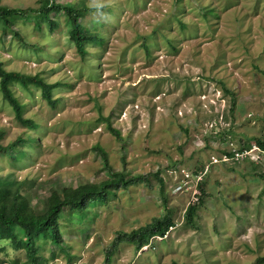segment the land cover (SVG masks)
Returning a JSON list of instances; mask_svg holds the SVG:
<instances>
[{
    "label": "rangeland",
    "instance_id": "1",
    "mask_svg": "<svg viewBox=\"0 0 264 264\" xmlns=\"http://www.w3.org/2000/svg\"><path fill=\"white\" fill-rule=\"evenodd\" d=\"M36 1L0 4L23 9ZM56 1L97 9L83 24L103 41L85 45L81 58L62 16L53 32L45 23L36 29L32 20L14 23L27 45L0 23L4 68L58 84L55 108L39 88L11 85L35 130L15 121L0 93L2 145L20 135L40 139L34 147L23 145L25 155L15 160L0 156V175L31 186L22 194L33 212L43 211L60 187L106 179L94 148L105 152L114 172L142 179L92 207L91 220H60L64 250L40 240L39 264H103L116 232L166 211L175 226L163 239L139 251L120 244L109 264H258L264 257V155L252 164L222 159L264 138V0ZM195 168H202L198 175ZM154 173L163 180L162 192ZM198 176L207 197L190 227L184 211L198 191ZM14 259L28 264L23 252L0 242L1 264Z\"/></svg>",
    "mask_w": 264,
    "mask_h": 264
},
{
    "label": "trees",
    "instance_id": "2",
    "mask_svg": "<svg viewBox=\"0 0 264 264\" xmlns=\"http://www.w3.org/2000/svg\"><path fill=\"white\" fill-rule=\"evenodd\" d=\"M100 10V8H98ZM94 10L85 5L76 6L75 4H62L56 0H37L35 7L17 8L0 4V23L3 31H12L14 36L24 45V40L18 35L13 24L18 21H33L35 28L40 29L41 24L45 23L48 31L53 32L58 27L57 17L62 16L65 20L66 28L69 32V40L75 47L78 55L83 58L86 54L85 45L101 43L103 38L85 28L84 19ZM18 83L24 87L34 86L39 88L42 99L51 107L55 108L57 100L52 99V90L58 86L57 83H47L39 75H26L16 71H7L3 63L0 62V93L2 98L12 108L15 121L22 126L35 130L36 124L24 117L23 106L14 96L11 85ZM224 86V85H223ZM224 88V87H223ZM225 92H229L224 89ZM108 129L117 141H121L118 131L108 125ZM4 135L0 131V141ZM40 139L35 134L26 136L20 135L15 140L2 145L0 142V156L10 157L15 160L17 157L25 155L23 145L34 147ZM255 144L264 151V138H253L245 144H240L236 151L242 152ZM98 152L103 168L107 177L98 182L84 181L76 187H60L54 192L55 196L45 206L43 211L33 212L30 200L22 192L31 188L25 181H17L12 175H0V242L10 244L13 252H23L28 264H39L42 262L40 249L37 243L40 240L48 241L52 246L59 250L62 248V237L59 229L60 220L77 218L78 222L89 221L94 214L91 209L96 204L107 203L109 197L116 195V190L120 187L127 189L130 185L140 182V176L125 177L123 172H114L108 163L107 155L100 148H94ZM226 156L233 157L231 151L226 152ZM248 162V159L244 161ZM252 164V161H249ZM202 168L193 169L192 173L198 175ZM160 191L162 192L164 183L154 173ZM259 177L264 178V175ZM203 180L196 185L199 195L196 201L188 204L184 211V222L190 227H194V219L197 210L204 205L207 194L204 189ZM175 226L170 211L153 218L152 221L144 226L130 232H116L109 249L105 254L103 264H109L110 257L120 244H130L135 251L151 245L156 237L163 239L166 234ZM7 256L5 251H2ZM68 256V255H67ZM258 264H264V257L257 258ZM3 263L0 260V264ZM11 264H19L17 259ZM172 264H176L173 262Z\"/></svg>",
    "mask_w": 264,
    "mask_h": 264
},
{
    "label": "built area",
    "instance_id": "3",
    "mask_svg": "<svg viewBox=\"0 0 264 264\" xmlns=\"http://www.w3.org/2000/svg\"><path fill=\"white\" fill-rule=\"evenodd\" d=\"M231 152L233 153V157H228L226 155L223 156V159L222 161H233V162H239L241 160H244V159H248V160H251L253 161L254 163H258V161L261 159V154L264 155V151L261 150L258 146H256L255 144H253L249 149H245L243 150L242 152H238L236 150H231ZM256 155V156H255ZM199 177V176H198ZM202 178L201 176L199 177L197 183L199 181H201ZM197 185V184H196ZM199 195L198 191H196V193H194L192 196H194V200L193 202L196 201V198L197 196ZM192 202V203H193Z\"/></svg>",
    "mask_w": 264,
    "mask_h": 264
},
{
    "label": "crops",
    "instance_id": "4",
    "mask_svg": "<svg viewBox=\"0 0 264 264\" xmlns=\"http://www.w3.org/2000/svg\"><path fill=\"white\" fill-rule=\"evenodd\" d=\"M242 161V160H241ZM242 162H245L244 160ZM249 162V161H248Z\"/></svg>",
    "mask_w": 264,
    "mask_h": 264
}]
</instances>
